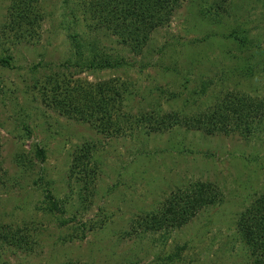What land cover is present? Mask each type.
<instances>
[{"label":"rangeland","instance_id":"374dc122","mask_svg":"<svg viewBox=\"0 0 264 264\" xmlns=\"http://www.w3.org/2000/svg\"><path fill=\"white\" fill-rule=\"evenodd\" d=\"M79 1L43 0L50 17L41 40L14 48L1 37L11 0H0V57L8 50L15 58L13 69L0 67L2 158L8 181L15 179L8 195L0 191V225L34 241L28 253L0 252V264H247L237 224L264 195V122L247 139L237 132L209 137L182 126L149 136L148 124L142 132L133 121L124 125L125 134L105 138L47 111L25 82L34 67L72 62L82 85L114 82L123 97L121 116L205 111L218 101L220 88L208 85L212 80L222 81L223 94L237 91L264 109V0H233L236 12L229 0H186L142 56L106 31H90ZM235 29L247 33L245 48L225 39ZM92 62L120 67L77 65ZM87 144L96 146L94 190H85L73 167ZM36 147L45 151L44 161L34 155ZM24 149L35 156L30 171L14 161ZM196 183L213 184L218 202L181 229L144 233L139 222Z\"/></svg>","mask_w":264,"mask_h":264},{"label":"trees","instance_id":"16d2710c","mask_svg":"<svg viewBox=\"0 0 264 264\" xmlns=\"http://www.w3.org/2000/svg\"><path fill=\"white\" fill-rule=\"evenodd\" d=\"M229 1L234 5L236 12L240 6L233 3V0ZM185 2L186 0H80L77 8L83 12L90 31H106L116 37L129 51L142 56L153 35L171 25ZM42 3L43 0H11L2 27L3 40L10 41L14 48L24 43L33 44L40 41L44 24L50 17L48 15L50 12L47 14V8L42 7ZM216 8L223 10L219 5H216ZM241 32L242 30L235 29L224 37L235 44L240 43L245 48L250 44V40L246 32ZM79 49L80 47H76L78 56ZM8 52L6 50L0 57V67L9 70L13 69L15 58ZM71 63L45 66L42 71L34 67L31 70L32 78L25 83L29 82V90L35 93V100L47 111L67 121L88 125L105 138L125 134L127 130L124 125L133 121L142 132L143 124H148L149 136L163 133L175 126H182L188 131L201 132L209 137L216 134L230 136L237 132L242 138L247 139L252 136L254 125L264 122V109L258 102L237 91H226L223 94L224 86L221 80L217 83L212 80L208 84L219 87L220 92L217 104L205 111H198L190 116L182 113H165L160 116L159 113L153 118L152 112L135 114L131 112L121 116L120 105L123 103V97L117 87L115 88L114 82L97 85L87 82L82 85L74 80L72 65H69ZM77 65L82 70L95 71L120 67L118 64L111 65L110 62ZM69 71L72 73L68 74ZM1 128L3 123L0 120ZM94 148L95 145H85L81 151H77L73 162L74 169H79L78 174L81 175L79 180L84 182L85 190L94 187L97 180V166L93 163ZM2 154L3 144L0 138V191L8 195V184L15 179L8 181L12 177L8 170L4 169ZM45 154L42 148L36 147L34 155L40 157L41 161H44ZM34 155L33 152L24 149L17 153L14 161L18 167L30 171L35 166ZM92 163L94 167L91 168ZM218 195L219 191L211 183L193 184L190 190L173 193L162 212L148 215L143 222H139V227L148 234L181 229L202 210L214 206L218 202ZM52 207L58 210L57 203ZM24 232L14 231L7 224L0 225V252L4 254V250L10 249L15 254L22 250L28 253V248H33L34 241ZM237 232L239 241L248 254L247 264H264V195L256 198L240 215Z\"/></svg>","mask_w":264,"mask_h":264}]
</instances>
